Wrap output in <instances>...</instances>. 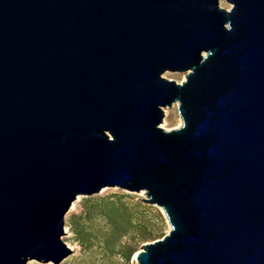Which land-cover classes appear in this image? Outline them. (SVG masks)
Wrapping results in <instances>:
<instances>
[{"label":"water","instance_id":"1","mask_svg":"<svg viewBox=\"0 0 264 264\" xmlns=\"http://www.w3.org/2000/svg\"><path fill=\"white\" fill-rule=\"evenodd\" d=\"M219 1L0 0V264L104 188L161 209L136 264H264V0Z\"/></svg>","mask_w":264,"mask_h":264},{"label":"rangeland","instance_id":"2","mask_svg":"<svg viewBox=\"0 0 264 264\" xmlns=\"http://www.w3.org/2000/svg\"><path fill=\"white\" fill-rule=\"evenodd\" d=\"M219 7L224 10H229L231 8V6L224 0L219 1ZM163 78L180 84L185 81V73L166 72L163 75ZM181 124L182 122L177 112V104H173L170 108L164 109V118L160 128L165 131H170L179 128ZM78 197L79 199L72 204L70 210L64 217V235L60 238V241L65 248L70 251V254L59 264H125L118 257L109 256L105 252L103 248V241L110 230V225L102 216L97 214L95 210L92 211L89 221L84 223L86 230L93 236L94 239L90 238L89 241L81 242L69 231V228L67 227L69 220L74 216H80L83 211V207L89 206V204L85 203L86 200L95 201L106 197L120 198L126 206L132 208L139 214V220L146 222L149 225L150 231L154 235L162 234L164 236L169 230L161 213V209L144 204L141 201L145 198L143 192L132 193L119 188H104L97 195L90 197ZM126 239L127 238L122 241L128 243ZM142 245L143 244H139L137 251L140 250ZM27 264L53 263L51 261L42 263V260H29ZM128 264H136L133 260V256Z\"/></svg>","mask_w":264,"mask_h":264},{"label":"trees","instance_id":"3","mask_svg":"<svg viewBox=\"0 0 264 264\" xmlns=\"http://www.w3.org/2000/svg\"><path fill=\"white\" fill-rule=\"evenodd\" d=\"M85 203L89 206L83 207L81 215L69 220L67 225L69 231L81 242L93 238L84 223L89 221L92 211L95 210L110 225V230L103 241L105 252L109 256L118 257L125 264L130 263L139 244L150 243L163 237L162 234L154 235L149 225L139 220V214L126 206L120 198L106 197L95 201L86 200ZM125 238L128 243L122 241Z\"/></svg>","mask_w":264,"mask_h":264},{"label":"bare ground","instance_id":"4","mask_svg":"<svg viewBox=\"0 0 264 264\" xmlns=\"http://www.w3.org/2000/svg\"><path fill=\"white\" fill-rule=\"evenodd\" d=\"M79 199V197H77V199L76 200H78ZM135 256V255H134Z\"/></svg>","mask_w":264,"mask_h":264}]
</instances>
